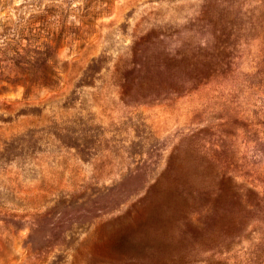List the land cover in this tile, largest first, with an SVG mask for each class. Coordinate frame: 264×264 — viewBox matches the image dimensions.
Here are the masks:
<instances>
[{
    "label": "rangeland",
    "instance_id": "1",
    "mask_svg": "<svg viewBox=\"0 0 264 264\" xmlns=\"http://www.w3.org/2000/svg\"><path fill=\"white\" fill-rule=\"evenodd\" d=\"M0 264H264V0H0Z\"/></svg>",
    "mask_w": 264,
    "mask_h": 264
}]
</instances>
